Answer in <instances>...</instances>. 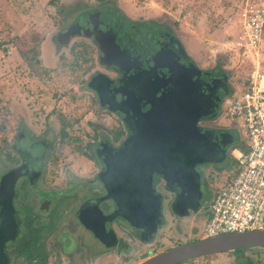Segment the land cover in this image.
<instances>
[{
	"label": "flooded vegetation",
	"instance_id": "flooded-vegetation-1",
	"mask_svg": "<svg viewBox=\"0 0 264 264\" xmlns=\"http://www.w3.org/2000/svg\"><path fill=\"white\" fill-rule=\"evenodd\" d=\"M106 7L89 9L101 13L93 19L95 26L99 25L98 30L93 29L90 35L73 33L69 38L59 35L71 25L68 23L56 32L55 39L64 45L75 35L83 34L95 46L96 67L87 77L86 88L92 91L96 108L112 117V131L110 134L96 131L88 139V148L77 155L81 162L76 164L71 157L72 166L65 164L63 172L58 167L59 158L54 150L43 164H39L36 156L27 153L25 146H17L15 140L10 144L12 152L5 154V164L0 163L4 167L0 172V264H88L87 256L90 264H104L105 258L110 260L107 264H137L171 247L190 243L196 236L192 233L196 230L193 225L201 214L205 188L212 183L208 180L210 176L205 178L201 167L223 161L229 145L227 133L230 132L211 125L228 91L227 76L218 68L200 67L171 27L154 24L158 27L153 29L148 18L131 17L118 6H109L111 14L107 15ZM75 18L79 30L86 28V22L90 21L79 15ZM113 36L115 48L110 52L104 50L107 53L103 55L100 43L105 46L104 41ZM151 50L165 55L166 64L170 59L175 72L177 67L190 78L206 82L217 79L220 86L210 91L206 109L215 108L195 124L200 131L209 132L211 144L215 140L225 142L220 145L225 153L219 162L195 163L185 181L157 169L151 170L148 180L142 181L138 188L152 193L154 203L147 201V205L143 203L138 207L140 210L134 208L135 216L126 214L116 199L106 195L123 172L121 163L124 162L120 155L130 159L129 156L137 153L133 151L137 150L136 144L144 143L149 133L141 125L144 120L137 118L150 104L139 97L134 99V90L127 85L134 84L135 80L151 79L152 75L141 68L132 70L135 55H143L140 58L143 68L145 54ZM157 70L161 73V67ZM70 125L69 119L62 120L58 131L60 143L67 141ZM24 127V124L19 126L15 139ZM62 127L65 140H60ZM47 132H31L30 137L46 141L48 148L54 138L46 135ZM129 137L132 145L128 150L125 143ZM229 177L225 176L216 186L224 184ZM60 179L62 183H57ZM217 179L213 174L211 180ZM152 204L153 212L146 214L144 209ZM185 221L188 226L184 228ZM197 257L175 264H215L210 259H195Z\"/></svg>",
	"mask_w": 264,
	"mask_h": 264
},
{
	"label": "rangeland",
	"instance_id": "rangeland-1",
	"mask_svg": "<svg viewBox=\"0 0 264 264\" xmlns=\"http://www.w3.org/2000/svg\"><path fill=\"white\" fill-rule=\"evenodd\" d=\"M240 1L0 0V163L5 164L4 156L12 152L10 144L15 140L17 146H25L28 154L36 156L39 164H43L54 150L59 158L58 167L63 172L65 164L72 166L71 157L74 163L81 162L77 155L88 148V139L96 131L111 133L112 117L96 108L92 91L86 88L87 77L96 67L95 46L83 34L75 35L64 45L55 39L56 32L68 23L73 24L76 15L81 19L94 18L101 13L89 9L105 6V13L109 15V6H118L131 17L148 18L153 29L158 27L154 24L171 27L200 67H215L226 74L229 94L240 88L248 73V63L237 61L235 53L226 46L227 41L238 33L236 12ZM110 27L115 29V26ZM31 45L34 49L26 50ZM261 61L264 70V54ZM64 119L71 122L65 144L58 140ZM22 124L26 128L21 129L15 139ZM211 125L225 128L233 136L223 161L201 167L206 179L209 176L212 179L213 174L218 179H208L212 183L206 186L201 199V214L193 225L196 228L192 232L196 235L194 240L200 238L202 222L210 215V202L221 186L216 185L225 176L235 174L236 159L231 148L242 149L248 145L242 121L227 119L223 106ZM44 130L48 131L46 135L54 138L48 148L46 141L30 137L31 132ZM2 171L4 167L0 164ZM57 183H62L61 179ZM187 226L188 223L183 225L184 228ZM235 251L226 250L195 259L207 258L215 264H246L250 258L252 264H264V247L237 250L245 251L242 257L233 254ZM86 260L90 264L89 256ZM104 260V264L110 263V260Z\"/></svg>",
	"mask_w": 264,
	"mask_h": 264
},
{
	"label": "water",
	"instance_id": "water-1",
	"mask_svg": "<svg viewBox=\"0 0 264 264\" xmlns=\"http://www.w3.org/2000/svg\"><path fill=\"white\" fill-rule=\"evenodd\" d=\"M93 19L90 18L92 22H86L88 26L81 28V30L78 29L79 25L75 21L64 31H61L59 35L67 36V38L73 33L80 32L90 35L93 29L98 30L99 28V25L95 26ZM96 39L98 40L97 36ZM114 39V36L106 39V42L104 41L105 46L100 43L101 47L104 48L103 50L101 48L103 55L107 53L104 50L110 52L115 48L112 42ZM124 49L125 47L122 48L123 51ZM145 55L146 58L143 62L146 66L141 67L140 58H143V55L136 54L132 70L141 68L147 75H152L151 79L149 81L145 78V80H135L134 84L127 82V86L134 90L132 93L134 99L139 97L142 101L146 100L150 104L147 109L138 113L137 118L144 120L141 125L145 126L149 133L144 143L136 144L137 141L135 142L137 150L134 147L135 150L133 151L137 153L129 156L130 159L120 155L121 161L124 162L121 163L123 172L114 185L111 184L112 188H109L106 195V197L112 196L116 199L123 206L126 214L135 216L134 208L140 210L139 208L143 203L147 205L145 203L147 201L154 203L155 199L152 193H145L143 189L138 188L142 181L148 180L151 170L157 169L165 175H175L185 181L195 163L219 162L224 158L225 153L224 149L220 148V145H225V142L220 143L215 140L211 144L209 132L200 131L195 124L201 116L213 112L215 108L211 106L209 111L206 109L210 100V91L220 86L217 79L206 82L197 78H190L177 67H175L177 71L175 72L169 62L170 59L166 64L165 55L163 57L161 53L156 54L154 50ZM166 57L168 56L166 55ZM172 63H174L173 58ZM158 67H161V73L158 72ZM110 87L112 88L111 85ZM146 92L149 94L144 96ZM126 96L128 97V94ZM121 102L124 103V101ZM128 124L131 128V124ZM227 134L229 136L227 143H230L232 135ZM131 141L132 139L129 137L125 143V148L129 147L128 150L132 145ZM147 183L150 186V180ZM114 189L115 192L112 191ZM153 208L154 205L152 204L144 210L147 212L146 214L150 215ZM258 246H264V228L201 237L190 243L166 249L137 264H175L201 255Z\"/></svg>",
	"mask_w": 264,
	"mask_h": 264
},
{
	"label": "built area",
	"instance_id": "built-area-1",
	"mask_svg": "<svg viewBox=\"0 0 264 264\" xmlns=\"http://www.w3.org/2000/svg\"><path fill=\"white\" fill-rule=\"evenodd\" d=\"M237 6L238 33L226 46L237 61L248 63V73L222 106L227 119L242 121L248 145L234 153L235 174L216 191L200 237L264 228V0H241Z\"/></svg>",
	"mask_w": 264,
	"mask_h": 264
},
{
	"label": "trees",
	"instance_id": "trees-1",
	"mask_svg": "<svg viewBox=\"0 0 264 264\" xmlns=\"http://www.w3.org/2000/svg\"><path fill=\"white\" fill-rule=\"evenodd\" d=\"M152 22V21H151ZM34 47V45H31V47H29L28 49H26V50H30V49H32ZM34 49V48H33ZM31 57H33V56H31ZM31 57H29V58H31ZM228 91H229V88H228ZM228 91L226 92V95L228 94ZM224 98V97H223ZM65 133L63 132V127L61 128V134H60V140H65L66 138H65ZM243 149V151H245L246 149H247V146L246 147H244V148H242ZM193 241H195V240H193ZM261 247H264V246H258V247H255V248H261ZM254 247H250V248H248V250H254L255 249ZM246 248H239V249H235V250H233V251H235V252H233V254H235L236 253V255H237V257H242L244 254H245V251H237V250H245ZM241 261H242V259H240ZM245 261V260H244ZM252 264L253 262H251V259L249 258L248 259V261L246 262V264Z\"/></svg>",
	"mask_w": 264,
	"mask_h": 264
},
{
	"label": "crops",
	"instance_id": "crops-1",
	"mask_svg": "<svg viewBox=\"0 0 264 264\" xmlns=\"http://www.w3.org/2000/svg\"><path fill=\"white\" fill-rule=\"evenodd\" d=\"M239 150H243V149L231 148V154L233 153V156H234V153H236V151H239Z\"/></svg>",
	"mask_w": 264,
	"mask_h": 264
}]
</instances>
